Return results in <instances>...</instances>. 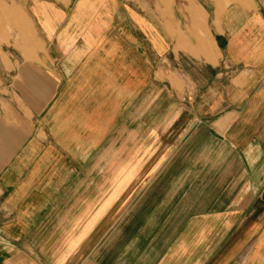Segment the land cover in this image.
Wrapping results in <instances>:
<instances>
[{"label": "crops", "instance_id": "0c3cea01", "mask_svg": "<svg viewBox=\"0 0 264 264\" xmlns=\"http://www.w3.org/2000/svg\"><path fill=\"white\" fill-rule=\"evenodd\" d=\"M213 2L210 36L186 5L192 57L122 0L35 3L0 84V264H264V0Z\"/></svg>", "mask_w": 264, "mask_h": 264}, {"label": "rangeland", "instance_id": "374dc122", "mask_svg": "<svg viewBox=\"0 0 264 264\" xmlns=\"http://www.w3.org/2000/svg\"><path fill=\"white\" fill-rule=\"evenodd\" d=\"M45 0H0V84L3 76L7 75L5 70L19 57L28 56L39 47L38 24L34 18L35 3ZM57 6L72 7L74 0H48ZM124 4L123 21L126 23L139 22L150 24L170 42L172 52L180 51V56L192 57L186 49H196V36L191 26V16L186 7L188 0H122ZM200 5L205 13L204 28L199 30L200 34L210 36V19L208 14L213 10V0H193ZM208 13V14H207ZM134 30H139L135 25ZM141 30V31H140ZM139 33L142 34L143 27ZM146 34L147 31H145ZM168 59L172 69L179 64L172 56ZM201 59V58H200ZM167 61V60H166ZM175 62L178 64H175ZM168 64V61L166 62ZM232 72L234 68L225 67ZM8 76V75H7ZM9 77V76H8Z\"/></svg>", "mask_w": 264, "mask_h": 264}]
</instances>
